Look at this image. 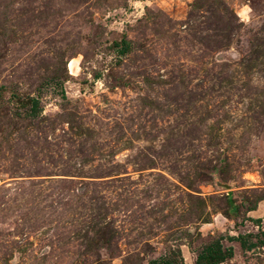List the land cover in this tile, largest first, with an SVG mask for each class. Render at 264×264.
Wrapping results in <instances>:
<instances>
[{
	"label": "rangeland",
	"instance_id": "rangeland-1",
	"mask_svg": "<svg viewBox=\"0 0 264 264\" xmlns=\"http://www.w3.org/2000/svg\"><path fill=\"white\" fill-rule=\"evenodd\" d=\"M217 241L264 264V0H0V264Z\"/></svg>",
	"mask_w": 264,
	"mask_h": 264
},
{
	"label": "trees",
	"instance_id": "trees-1",
	"mask_svg": "<svg viewBox=\"0 0 264 264\" xmlns=\"http://www.w3.org/2000/svg\"><path fill=\"white\" fill-rule=\"evenodd\" d=\"M239 240V238H232ZM241 242V241H240ZM243 246V242H241ZM232 255V247H229L226 251L222 250L221 244L219 241L212 242L203 247L201 252L199 253L196 264H217L221 262L226 257H230Z\"/></svg>",
	"mask_w": 264,
	"mask_h": 264
}]
</instances>
